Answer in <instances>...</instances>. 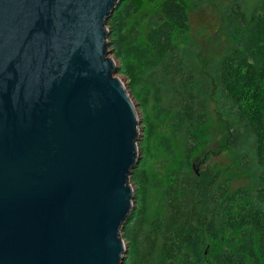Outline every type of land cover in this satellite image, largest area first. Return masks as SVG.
Returning a JSON list of instances; mask_svg holds the SVG:
<instances>
[{
  "label": "trees",
  "instance_id": "obj_1",
  "mask_svg": "<svg viewBox=\"0 0 264 264\" xmlns=\"http://www.w3.org/2000/svg\"><path fill=\"white\" fill-rule=\"evenodd\" d=\"M205 6L207 49L190 25ZM104 28L144 126L121 264H264V0H119Z\"/></svg>",
  "mask_w": 264,
  "mask_h": 264
},
{
  "label": "water",
  "instance_id": "obj_2",
  "mask_svg": "<svg viewBox=\"0 0 264 264\" xmlns=\"http://www.w3.org/2000/svg\"><path fill=\"white\" fill-rule=\"evenodd\" d=\"M119 0H0V264H121L136 109L108 58Z\"/></svg>",
  "mask_w": 264,
  "mask_h": 264
},
{
  "label": "rangeland",
  "instance_id": "obj_3",
  "mask_svg": "<svg viewBox=\"0 0 264 264\" xmlns=\"http://www.w3.org/2000/svg\"><path fill=\"white\" fill-rule=\"evenodd\" d=\"M218 24H219L218 14L214 11V9H211L210 6H205L204 8L199 9L198 11H196L190 15V25H191L192 35L194 36L196 41L198 43H200L204 48L206 47V49L210 47V44H207V37L214 39V37L217 34ZM202 28L204 29L203 35L201 37H196L195 36L196 31L198 29H202ZM108 58H111L114 61L116 69H118L119 62L115 59V57L112 55L111 52L108 54ZM114 77L120 79L124 83V85L126 87V91H127V93L130 94V99L135 106L137 118H138V120H140V124L138 126V138L136 140V145H135L136 150H137V154H138V158L140 161L141 158L143 157V153H144V149L142 148L143 147V140H144V126H143L142 113L139 109L138 103L131 96L130 90L128 89L127 80L125 79V77L123 75L119 74L118 71L115 73ZM151 103H150V105H151ZM150 115L154 116V110L152 109V107H150ZM157 126L158 127H157L156 132L158 135L162 134V133H166L167 126H166L165 120L160 121L157 124ZM166 162H167V160L164 158V156L162 154H160L158 152L156 153L154 151V152H152V155H150L149 161L147 163V170H148V172L151 171L157 175H160L162 172V166ZM130 187L133 191V195H135L138 187L134 183V181L132 180V175H130ZM150 195H151L150 201H151L152 207L157 208L158 207V201L156 199L155 194L152 193V191H151ZM134 205H135V201L132 200V207L133 208H134ZM124 242L127 245L126 241H124Z\"/></svg>",
  "mask_w": 264,
  "mask_h": 264
}]
</instances>
